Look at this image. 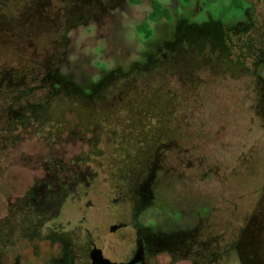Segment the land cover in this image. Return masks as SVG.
Here are the masks:
<instances>
[{
	"label": "rangeland",
	"instance_id": "rangeland-1",
	"mask_svg": "<svg viewBox=\"0 0 264 264\" xmlns=\"http://www.w3.org/2000/svg\"><path fill=\"white\" fill-rule=\"evenodd\" d=\"M203 1L190 0L189 7ZM80 2L0 0V40L11 42L9 48H18L26 56L43 57L45 52L51 59L58 53L57 71L81 84L95 82L118 66L128 70L154 51L147 48L154 37L136 27L146 18L149 0L131 6L125 0H92L85 7ZM203 9L198 17L186 14L183 19L198 21L208 11L224 25L250 21L253 29L247 49L264 57V0H209ZM75 20L84 23L73 28ZM185 26L178 25L180 38ZM189 39L188 44L180 42L166 60L153 61L158 73L149 79L158 81L161 73H167V88L176 93L175 104L167 112L178 154L183 156L166 151L155 158L154 164L163 169L146 185L144 195L154 198L141 205L137 218L133 187L122 179L123 167L133 163L127 164L122 153H129L137 166L147 156L150 142L169 137L167 116L158 117L157 107L146 110L152 117L149 135L138 131L131 140L125 137L129 125L117 105L106 110L115 114L114 121L102 117L103 123L87 125L84 132V126H75V116L66 114L65 128L53 138L46 129L43 135L36 134L31 125L8 132L0 115V264H87L90 243L106 259L121 262L131 256V227L137 220L146 226L161 224L164 231L172 232L199 220L209 229L220 224L226 241L236 238L238 245L236 252L228 250L224 264H264V66H256L250 56L245 59L248 70L244 64L237 68L236 63L226 62L236 67L235 78L214 75L202 64L225 67L226 63H219L225 59L224 52L209 53L202 37ZM42 42L46 43L42 46ZM172 73H199L204 82H177ZM141 81L135 80L137 86L142 87ZM48 157L66 165L76 160L80 184L69 189L55 216L51 206L41 212L47 219L40 237L32 239L24 236L20 226L28 221L29 201L38 214L46 207L36 204L41 202L39 188L46 178L43 160ZM30 190L31 196L25 197ZM169 260L162 254L156 264Z\"/></svg>",
	"mask_w": 264,
	"mask_h": 264
},
{
	"label": "trees",
	"instance_id": "trees-1",
	"mask_svg": "<svg viewBox=\"0 0 264 264\" xmlns=\"http://www.w3.org/2000/svg\"><path fill=\"white\" fill-rule=\"evenodd\" d=\"M153 19L158 20L159 17ZM10 39L13 40V37H10ZM45 43L42 42V46ZM11 44L7 41L2 43L0 40V115L2 118L4 117L8 132L21 130L31 125L35 127L36 134L41 132L43 135L46 129L47 133L51 132L50 137L53 138L59 136L65 128L67 123L64 119L65 115H73V113H75V126L79 129L84 126L81 129V132H84V130L89 129L85 128V125L94 126L103 123L102 120L104 119L113 120L115 114H106V110H111L117 105V108L125 110L126 124L129 125L125 137H130L131 140L134 134H138V131L145 132L147 136L151 132V129H142L139 125L141 123L138 120L139 117L151 118L149 111L146 110L157 107L161 112L158 117L162 114L168 116L169 112L167 111L175 104L176 93L170 92L167 88L169 79L167 73H161L158 76V81L149 79V77L152 78V75L154 76L152 73H156V75L158 73L154 70L155 65L135 62L125 71L118 66L103 73L95 82L89 81L81 84L72 77L57 71L58 53L56 55L53 53L51 59H49L50 57L48 58L45 52H42L45 50L44 48L41 50L42 53L40 52L43 57L32 55L29 52L30 56H26L18 48H9ZM135 78H142V87L137 86ZM154 82L156 86L153 85ZM160 94L162 97H158ZM146 122L150 123L149 120H146ZM128 143H131V141L126 144ZM150 149L152 148H149L147 156H149ZM91 153H94L93 149ZM122 158L127 164L133 163V166H135L136 162L133 161L136 160H132L129 153L123 152ZM125 167L122 171L125 172L126 176L122 179L127 181L134 189L137 188V181L139 180L128 170L132 167L127 165ZM64 180L66 179L59 178L58 187H60V191L48 195L50 206L54 207L55 210L51 216L58 213L61 204L69 195L70 190L68 186L64 187ZM72 180L78 181L76 178ZM262 194L263 192L259 194L258 199H261ZM30 196L31 190L25 194L27 198ZM27 206L29 211V214H27L28 221H24V226L20 227L24 236L35 239L40 237L39 228L41 227L42 216L38 214L37 208L32 206L30 201ZM46 208L49 207H43L44 210ZM43 217L44 220L47 219L45 214ZM214 226L215 231L214 228H210L209 233H206V237L214 241L211 250L215 252V256L209 253L203 264L208 262L210 264H224L228 250L232 249L236 252L238 247L236 238L234 242L226 241L223 230H220V224ZM215 233L218 236L217 239L213 240Z\"/></svg>",
	"mask_w": 264,
	"mask_h": 264
},
{
	"label": "flooded vegetation",
	"instance_id": "flooded-vegetation-1",
	"mask_svg": "<svg viewBox=\"0 0 264 264\" xmlns=\"http://www.w3.org/2000/svg\"><path fill=\"white\" fill-rule=\"evenodd\" d=\"M81 1L82 2H80V4L85 7L86 4H89L92 0ZM125 1L129 6L140 5L143 2V0ZM208 1L209 0H204L202 2L203 4L198 2L197 4H193V7H189L190 0H149L150 9L147 12L146 18L145 20L137 23L136 27L147 32L149 37H154L155 41L151 40L147 46V48L154 49V51L147 55L148 58L143 61H139L138 63L154 65V62L166 60L171 52L177 50V45L180 44V42L182 44L187 42L188 44L190 40L189 38L191 36H198L200 38L202 37L203 40L207 39L205 41L206 45L203 44V46L207 48L209 53L210 51L213 54H215L217 51L224 52L223 56L225 59H219V63H236V67L239 68L241 65H245V62L247 61L245 59L253 56L252 61L254 59L256 66H264V57H256V53L252 54L251 49H247V45L250 43V32L253 29V24L250 23V21L236 20L232 24L224 25L221 20L214 19L211 12L208 11L205 12V17L199 18L198 21H194V19L193 21H187L183 19V16L186 14H190L193 18L196 17V15L198 17L199 14L204 11L203 5H205ZM232 4L237 7L235 1H232ZM79 8L80 6L78 9ZM155 17H159V19H153ZM78 19L80 20L81 17ZM166 21L168 22L167 25L164 24ZM82 23L84 22L75 20L72 27H78ZM150 24L153 25V28L151 29L149 28ZM182 24H186L185 27L187 30L186 33L180 38L177 28L178 25ZM170 25L172 26L171 28L169 27ZM204 64H202V66H204L203 68L208 69L209 72L214 75L220 76L218 75L220 73L221 77H225L226 74L232 78L236 77V71L233 73V70H235L236 67L233 68V66H229L227 63L225 64V67L220 66L221 70L219 69V64H216L215 62L213 63L214 67L211 65L212 62L205 65ZM245 68L248 70L246 65ZM222 70L224 73H222ZM217 72L219 73L217 74ZM197 74L198 75L191 74L188 76H178L177 74L172 73V76H177L175 77L177 82L187 83L188 81H196L198 83H203L204 76L199 73ZM247 75H249L248 72H244V76L247 77ZM254 77L259 80L261 79L259 76ZM261 80L263 81V79ZM122 111L124 115L125 110ZM73 115L75 116V113H73ZM168 116H171L170 113ZM168 116L166 122L170 126H167L166 131L169 133V137L167 136L166 140L163 142H154L153 144L150 142L149 145L152 149H150L149 156H146L140 163H138L137 166H133L132 169L129 170V172L139 180L137 181V188H133V198L136 203V205L134 203L135 218H137L136 216L139 215L141 208L143 207L141 205L146 201L150 202L154 198L153 196H149L147 198L144 195V191L147 189L146 187L151 184L153 177H155L163 169V167L160 165L158 166L154 164L155 158L158 156L161 158L163 153L166 151L172 153L175 151L177 156H183V154H178L177 145L175 144L176 142L173 140L174 136L171 134L172 128L171 123L169 122L171 119ZM124 117L126 116L124 115ZM138 120L141 122L139 125H141L140 127L142 129H150L149 125L151 124L149 122L147 123L146 120L151 121L152 117L148 119L139 117ZM79 161L82 160L80 159ZM43 162L45 164L44 171L46 178H44L39 188L41 202L40 204L37 203L36 205L49 207L50 201L48 199V195H53L55 192L61 190L60 187H58L60 183L58 182L59 178L66 179L63 181L65 184L64 187L68 186L69 189H75L80 184V182L73 181L72 179H77L79 177V171L76 169L77 163L74 159L71 160L68 165L56 158H53V160L45 158ZM123 174H125V172ZM39 210L40 215L42 216L41 226H43L46 219L44 220V213L41 214V212H43L44 209L42 208ZM131 228L134 235V245L131 256L121 262L116 263L109 260L110 262L116 264H156V258L159 255L165 254L170 259L167 264H176L182 260H189L193 264H203L209 253L215 256V252L211 250L212 242L214 241H211L209 237H206L210 230L208 225L204 226L203 220H199L192 226L186 229L177 230L176 232L169 230L164 231L161 224H158L154 227L146 226L143 223L141 224L138 220L132 225ZM213 228L215 231V226H213ZM112 229L114 230V227ZM217 236V233H215L213 240L217 239ZM93 249L97 250L96 246L90 243L87 253V264L91 263L90 253ZM207 264L210 263L208 262Z\"/></svg>",
	"mask_w": 264,
	"mask_h": 264
},
{
	"label": "water",
	"instance_id": "water-1",
	"mask_svg": "<svg viewBox=\"0 0 264 264\" xmlns=\"http://www.w3.org/2000/svg\"><path fill=\"white\" fill-rule=\"evenodd\" d=\"M90 260H91L90 264H116V263H112L108 259L104 258L100 254V252H98L95 249H93L90 253Z\"/></svg>",
	"mask_w": 264,
	"mask_h": 264
},
{
	"label": "snow or ice",
	"instance_id": "snow-or-ice-1",
	"mask_svg": "<svg viewBox=\"0 0 264 264\" xmlns=\"http://www.w3.org/2000/svg\"><path fill=\"white\" fill-rule=\"evenodd\" d=\"M101 67H102V65H101Z\"/></svg>",
	"mask_w": 264,
	"mask_h": 264
}]
</instances>
